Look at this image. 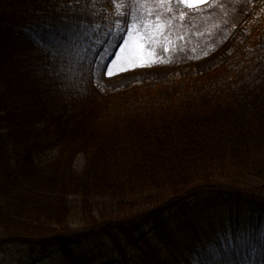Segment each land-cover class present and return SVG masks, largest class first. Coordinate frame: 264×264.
<instances>
[{
	"label": "trees",
	"instance_id": "1",
	"mask_svg": "<svg viewBox=\"0 0 264 264\" xmlns=\"http://www.w3.org/2000/svg\"><path fill=\"white\" fill-rule=\"evenodd\" d=\"M259 1L207 16L224 32ZM75 5L0 0V248L61 264H87L90 242L118 264H264V9L249 48L211 72L105 93L91 70L114 4ZM61 17L88 32L72 86L46 47Z\"/></svg>",
	"mask_w": 264,
	"mask_h": 264
},
{
	"label": "rangeland",
	"instance_id": "2",
	"mask_svg": "<svg viewBox=\"0 0 264 264\" xmlns=\"http://www.w3.org/2000/svg\"><path fill=\"white\" fill-rule=\"evenodd\" d=\"M217 1L205 0L204 3L188 7L175 0L176 6L186 14L189 12L191 17L180 13L175 22L167 17L172 6L165 9L164 4L155 1L158 9L144 0H112L115 13L112 15L111 24L108 30L100 33L97 31L99 40L96 45L95 63L91 70L95 84L102 92L109 93L126 90L134 85H155L183 80L209 72L226 63L234 52L249 46V34L256 25L257 14L256 9H253L248 14L246 23L217 37L213 30L217 28H210L206 24L208 21L201 20L202 17L197 15L208 11ZM263 5L264 0L258 4ZM118 11L128 15H117ZM149 11L153 12L155 17L152 13L149 17ZM132 13L138 17L136 23L141 32L143 23L150 18L155 20L157 15L167 27L154 42L145 43L139 38L140 33L137 29L130 27L133 24ZM251 20L255 21L251 23ZM114 21H120L118 32L114 31ZM189 23L191 26H188ZM210 25L214 27L212 23ZM109 71L113 74L108 75ZM106 202L102 201L101 205L99 204V209L103 212L104 207L108 208L110 205ZM71 203L79 205L80 201L73 199ZM72 231L79 234V229ZM74 238L76 241L80 239ZM86 244H81V247L84 248L83 253L88 254L83 258L87 264H118L121 261L106 243L105 248L98 251L93 248V242ZM0 264H61V261L57 252L41 257L35 252H29L26 247L10 244L0 248Z\"/></svg>",
	"mask_w": 264,
	"mask_h": 264
},
{
	"label": "snow or ice",
	"instance_id": "3",
	"mask_svg": "<svg viewBox=\"0 0 264 264\" xmlns=\"http://www.w3.org/2000/svg\"><path fill=\"white\" fill-rule=\"evenodd\" d=\"M108 0H76L75 7H79L81 3L85 7L92 10V14L95 15V9L101 4H106ZM205 0H179V3L184 4L188 7H194L197 4L204 3ZM160 3H165V0H160ZM67 7L71 10L73 5L69 4ZM119 8V5H117ZM171 10V9H169ZM83 14V10H81ZM107 13L105 17L107 18ZM117 15H128V13L117 12ZM133 24L130 27L136 28L140 33L139 38L145 43H152L156 40L163 30L167 27V24L157 15L155 20L149 19L146 23H143V31H140V27L137 25L136 21L138 19L135 13H132ZM149 17H151V12H148ZM170 22V21H169ZM61 23L63 27L57 28L56 30H50L46 36V47L54 48V56H61V62L57 67L58 74H61L69 83L70 86L76 84L78 79L82 80L85 72L89 71L86 67L82 65V56L77 51V41L88 37V32L84 31L86 25L81 20L79 22L69 23L67 18L61 17ZM115 29L118 32L120 28V21H114ZM99 28V25H94L92 31ZM71 46L70 51L61 52V48L65 44ZM113 72L109 71L108 75H112Z\"/></svg>",
	"mask_w": 264,
	"mask_h": 264
}]
</instances>
